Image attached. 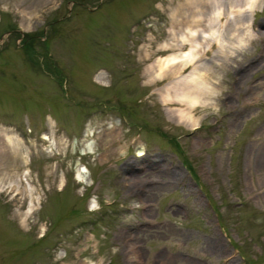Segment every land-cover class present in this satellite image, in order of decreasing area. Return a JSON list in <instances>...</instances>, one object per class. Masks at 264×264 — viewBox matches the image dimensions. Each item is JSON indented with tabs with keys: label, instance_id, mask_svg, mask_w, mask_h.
Masks as SVG:
<instances>
[{
	"label": "rangeland",
	"instance_id": "rangeland-1",
	"mask_svg": "<svg viewBox=\"0 0 264 264\" xmlns=\"http://www.w3.org/2000/svg\"><path fill=\"white\" fill-rule=\"evenodd\" d=\"M183 1L0 0V264H264V0L149 81Z\"/></svg>",
	"mask_w": 264,
	"mask_h": 264
},
{
	"label": "bare ground",
	"instance_id": "bare-ground-1",
	"mask_svg": "<svg viewBox=\"0 0 264 264\" xmlns=\"http://www.w3.org/2000/svg\"><path fill=\"white\" fill-rule=\"evenodd\" d=\"M253 1L254 0H246L244 3L238 0L234 2L231 1L233 4L231 5L230 10L234 11L233 6H236L235 8L238 11L251 8ZM217 2L218 0H184L179 4L181 9L185 8L188 11H180L181 18L178 19L177 26H186L188 32L181 34L180 41L175 43L169 42L165 44L166 48L172 47L173 52L165 57H159L154 63L146 67V75L150 77L149 81L152 80L156 74L157 76L161 77L162 75L164 76L169 73L176 74L177 72L184 71V69L190 67V69H194L196 62L202 59V57H204L206 54L205 50L202 51V49H198L200 46L199 40L204 42L205 39L207 41L208 38L212 37L211 33H206V35H203L201 33V29L203 28L202 31L207 32L209 29H211V26L215 20H218L222 15L224 16L223 12H218L214 17L207 12L205 13L206 8L209 9V6L214 5ZM186 45H189L188 49H186L187 47L185 48ZM181 49L184 50L177 51ZM196 76L197 77L192 79L189 84L183 83L182 85H179L176 82L173 83V85L167 86L165 91L160 90V95L163 102H177L178 104L182 105L179 107L178 114L175 117V120L178 122H184L185 120H188L187 114L193 110V107L198 102V97L205 95L208 92L207 85H204L206 84V81H203L204 77L199 74ZM180 87H182L181 91H179ZM178 92H180L182 95L181 98L177 97ZM3 132H0L2 137L5 136L6 140L10 141L13 146H17V144H19L20 140L16 135L10 132ZM76 178L80 182H89L84 170L82 169L77 170ZM135 178L137 177L133 175L132 179ZM33 207L34 206H31V210Z\"/></svg>",
	"mask_w": 264,
	"mask_h": 264
},
{
	"label": "trees",
	"instance_id": "trees-1",
	"mask_svg": "<svg viewBox=\"0 0 264 264\" xmlns=\"http://www.w3.org/2000/svg\"><path fill=\"white\" fill-rule=\"evenodd\" d=\"M174 142H175V144L177 145V147L180 148L178 142H177L175 139H174Z\"/></svg>",
	"mask_w": 264,
	"mask_h": 264
}]
</instances>
